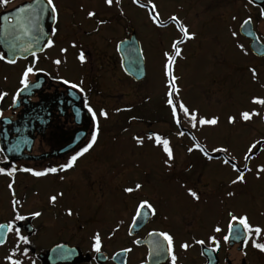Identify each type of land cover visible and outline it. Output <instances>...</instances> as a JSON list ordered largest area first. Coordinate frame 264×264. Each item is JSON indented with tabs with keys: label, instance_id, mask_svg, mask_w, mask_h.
I'll return each mask as SVG.
<instances>
[{
	"label": "rangeland",
	"instance_id": "374dc122",
	"mask_svg": "<svg viewBox=\"0 0 264 264\" xmlns=\"http://www.w3.org/2000/svg\"><path fill=\"white\" fill-rule=\"evenodd\" d=\"M61 1L67 4L73 2ZM213 1L152 0L157 5L159 24L150 19L148 8H141L132 0L127 4L121 0L117 5L113 1L111 6L106 5L104 0H96L95 4H91L95 9L93 12L98 16L96 22L101 36L98 44L102 50L106 48L114 53L115 42L133 33L140 44L146 75L141 82L130 79L126 83L117 81L112 90L113 99L102 95V103L105 105L114 108L129 105L130 111L128 116L119 122H113L109 118L102 119L101 140L107 141L105 147L96 160L95 151L98 149L93 150L68 176V182H71L73 177H78L83 182L72 184L70 190L65 189V183L54 175L37 183L41 192L38 196V206L42 208L45 205L47 209L44 213L45 220L40 224L42 228L39 236L36 238L38 247L48 246L56 239H65L75 232L62 218L66 220L70 217L71 220L75 210H83L90 198L98 203L103 200L104 195V200H114L112 208L114 207L116 215L111 217V221L115 217L125 219L129 211L130 197L129 193L121 189L123 182L127 185L128 178L137 175L141 178L144 172L153 185L157 174H171L190 163L189 172H193V165L212 187H216L219 180L217 174L226 177L225 182L230 188L242 186L245 193V214L249 223L264 229V172L260 173L259 178L256 176L257 166L264 165V143L247 153L253 142L264 140V106L251 102L253 96L264 98V64L248 63L252 57L247 50L245 39L238 31L243 13L241 8L230 3L227 10H224L221 5L216 8L217 5L212 4ZM140 2L147 3V0ZM116 10H120L122 14L118 15ZM224 12L227 14L223 15ZM173 15L188 27L190 33H195L194 39L183 40L179 25L170 20ZM174 42H177L180 49L179 55L173 51ZM165 53L173 57L171 75L175 76L174 84L179 89L177 98L207 118L218 117L217 125L190 129V125L186 123L185 128L181 129L172 121L166 103L170 77L166 73L165 65L169 61ZM56 55L57 52L53 51V56ZM65 65L66 70L62 75H70L78 69L76 64ZM252 69L256 71L255 79ZM59 71H62L61 67ZM119 75L124 76L120 70ZM245 110H255L260 115L243 121L239 113ZM121 113L123 114H118L121 116ZM230 115L236 117L234 124L228 123L227 118ZM123 122L127 124L124 125ZM121 126L128 131H118ZM143 130H154L162 139L169 140L174 154L171 167L163 163L167 156L162 145L148 140L142 133ZM178 131H185V135H177ZM134 135L144 136L142 146L137 145L133 139ZM192 135L196 136L195 141ZM196 143L205 147L213 158L207 159L199 149L193 147ZM189 147H193L191 153L187 151ZM221 147L227 148L228 151H212ZM225 159L229 160L228 164L223 163ZM232 164L241 171H244L245 166L251 169L250 172H245L243 183H231L239 174L233 170ZM174 166H177L176 170L173 169ZM157 187L169 190L168 193L162 194L164 201L158 206L162 213L174 214L182 211V206L185 205L182 199L186 195L187 186L175 181L173 187L168 184ZM114 188L115 193L112 191ZM107 191L113 193L108 194ZM60 193L62 195H59ZM53 195L57 197L55 202L49 199ZM69 210L71 215L68 214ZM100 210L101 216H109L111 206L107 204L106 208L101 207ZM122 223L124 224V221ZM123 230L121 225L117 228L112 225L85 226L78 231L82 238L79 243L84 250H88L92 243L91 238L96 232L100 234L101 240L105 241L113 234L119 235ZM71 240L76 242L78 237L75 235ZM1 260L3 261V258ZM23 262L37 264L31 257Z\"/></svg>",
	"mask_w": 264,
	"mask_h": 264
},
{
	"label": "flooded vegetation",
	"instance_id": "af4514ba",
	"mask_svg": "<svg viewBox=\"0 0 264 264\" xmlns=\"http://www.w3.org/2000/svg\"><path fill=\"white\" fill-rule=\"evenodd\" d=\"M32 1L46 3V0H9L7 5L0 7V20L1 16L9 10ZM113 1L117 5L116 0ZM124 1L126 4L129 2V0ZM54 2L58 9V19L53 20L48 12L43 13L46 34L41 46L37 45L38 51H36L38 59L35 61V66L43 69V71L30 76V80L39 86L30 87L27 91L17 95L16 104H13V96L16 94V90L21 87L19 84L21 70L33 61V57L31 54L25 58L17 57L13 59L16 61L15 64L0 60V92L7 93L3 99H0V167L15 166L17 168H32L35 171H43L50 167L58 169L55 173H48L40 177L23 171H17L11 177L0 174V223H6L13 216L11 204L13 195L21 201V214L26 217L24 221L18 222V225L21 228V233L28 236L30 243L20 244V251L15 252L14 258H21L23 261L29 260V257L35 259L37 253L46 252L57 243L76 245L84 255L93 257L96 251L92 246L88 250L81 247L79 241L82 238L78 231L85 226L112 225L113 228H117L121 225L124 230L119 235L111 236L105 241L101 240L103 243H101L100 251L105 252L109 257L105 264H114L111 257L114 253L124 249H131V251H126L125 264H172L169 254L166 259L165 255L163 257V253L166 254V251H162L158 255L155 250L156 244L143 242L150 234L160 231H168L174 237L173 254L177 257L176 264H264V252L254 248L251 243L252 239L258 243H264V229L261 228V235L258 237L253 233L246 244L243 242L242 236L239 241L235 240L234 237L230 238L228 243H224L222 240L223 235L228 232L230 219L228 213L245 214L243 187L230 188L225 182L226 177L221 174H217L216 177L219 180L216 187H212L210 182L204 179L200 170L193 168V165L191 167L193 172H189L191 163L180 171H174L171 174H157L156 178L153 179L155 181L153 185L150 184L146 177L147 173L144 172H142L141 178L138 175L128 178L127 185L123 182L122 189L134 187L136 183L142 185L136 194H134L135 191L129 193V211L125 219L115 217L111 221V217L116 215L114 207L112 208L114 200L110 202L107 199L104 200V195L103 200H99L98 203L90 198L83 206V210H75L71 220L70 217H67L66 220L62 218V221L67 223L70 228L75 229V232L70 233L65 239H56L48 246H37L36 238L42 228L40 224L42 220H45L44 213L47 212L45 205L42 208L38 206V196L41 192L37 183L41 179L50 178L54 175L65 183V189L70 190L72 184L83 182L78 177H73L72 181L68 182V176L77 164L85 160L93 150L98 149L95 151L94 160H96L97 155L107 143V141L101 140L102 119L104 117L99 116V109L104 108L109 114L108 118L113 122L122 121L130 111L129 105L114 108L102 103L103 96H107V99H113L112 90L113 86L116 87L117 81L126 83L130 79L122 71L120 58L116 51L117 43L128 38L130 33L115 42L114 53L107 51L106 48L102 50L98 44L101 41L98 23L96 22L98 16H87L89 11L95 10L91 4H95L96 0H73L74 4L73 2L67 4L61 0H54ZM230 3L240 7L243 12L240 24L250 18L247 25H251L257 41L264 46V15H261V12L264 11V0H251V2L250 0H214L212 2V4L217 5L216 8L221 5L220 7H223L224 10ZM116 12L118 15L122 14L120 10H116ZM224 14L227 13L224 12ZM54 29L55 34H53ZM48 38L54 40L53 46L43 47ZM244 39L247 50L252 57L248 63L264 64V53L261 56L255 55L249 47L251 40ZM73 43L76 47H72ZM42 47L43 51H41ZM61 48H65L67 51L61 52ZM81 50L85 54V62L83 63L77 58ZM53 51L57 52L56 56H53ZM0 55H5L1 47ZM56 59L61 60L59 65L54 63ZM65 64H76L78 69L70 75H62L66 70ZM60 67L62 68L61 72L59 71ZM118 69L124 75L123 78L118 76ZM64 80H68L70 83L65 84ZM73 83L79 84L84 91L80 92L78 88H72L71 84ZM85 100L97 112L96 122L93 121L91 113L88 112ZM117 108L122 109L120 111L123 112L121 116L116 111ZM96 123L99 125V133L93 147L78 157L73 167L63 171L59 170V165L66 163L71 156L86 146L95 130ZM126 124L124 123V125ZM122 126L119 127L118 131L121 129L128 131ZM146 132L143 130L142 133ZM5 156L8 158L6 161L3 159ZM173 169L176 170L177 166H174ZM175 181L196 191L199 199L193 198L186 191V195L182 199L185 203L182 206V211L164 214L158 206L164 201L162 194L168 193L169 190H162L157 186L168 184V186L172 185L173 187ZM9 183L13 185L11 190L8 188ZM89 184L91 185V182ZM90 191L91 189L89 194ZM112 191L114 192L115 188ZM230 191L234 193L231 197L227 195ZM107 193L111 194L108 191ZM145 199L152 204L155 214H151L149 210V218L140 229L131 235L128 230L136 215L135 209L139 201ZM107 204L111 206L110 215L101 216L100 208H106ZM33 211H38L41 215L38 217L29 215ZM217 225L221 227V233L213 232V228ZM253 227L255 226L253 225ZM75 235L78 237L76 242L71 240ZM209 235H216L217 239L220 240L218 249L207 240ZM197 239H204L205 244L194 243ZM5 241L4 244L0 245V264H9L5 257L12 254V250L16 246V238L12 233L6 234ZM185 241L191 245L187 250L180 247ZM25 247L28 248V253L26 257H21L20 252ZM163 248L165 247L163 246ZM149 258H151V262H149ZM36 263L41 264L39 261ZM74 264L96 263L91 258L87 262L76 261Z\"/></svg>",
	"mask_w": 264,
	"mask_h": 264
},
{
	"label": "snow or ice",
	"instance_id": "6c2138e0",
	"mask_svg": "<svg viewBox=\"0 0 264 264\" xmlns=\"http://www.w3.org/2000/svg\"><path fill=\"white\" fill-rule=\"evenodd\" d=\"M104 2L108 6H111L113 4V0H104ZM250 2H251V0H250ZM8 3H9V0H0V7L5 6ZM116 3L119 4L120 0H116ZM133 3L138 4V6L141 8H148L149 9L148 15H149L150 19L153 21V23L159 24V12H157V10H156L157 5L155 3H153L152 0H147V3H141L140 0H133ZM26 7L31 8L32 6L28 5ZM25 10H26L25 8L18 9L19 12H24ZM44 12H48V14L52 17L53 20L58 19V9H57V5L54 2V0H46V3H39V13L37 14V16H39L40 14H43ZM94 15H95V13L92 11H89L87 13L88 17H93ZM261 15H264V11L261 12ZM170 20L176 22L179 25L180 31L183 34V40H189V39L195 38V33L194 32L190 33L188 30V27L186 25H184L183 23H181L175 15L171 16ZM249 21H250V18H249V20L245 21V24H247ZM101 23H103V21H101ZM33 27H36V25L33 24ZM26 34H27V31H26ZM53 34H55V29L53 30ZM39 38L40 37L38 36L37 39L34 41V43H38ZM180 42H182V41H180ZM53 44H54V40L51 38H48V39H46V43L44 44L43 47H52ZM12 47H15V46H12ZM32 47H33V44L30 43V44H28L27 48L24 49V51L27 52ZM43 47L41 48V51H43ZM72 47H76L75 43L72 44ZM60 51L66 52L67 49L61 48ZM173 51L177 55L180 54V49L177 47V42H174V44H173ZM164 55L168 58V61H169V63H167L165 65V68H166V73L170 77L169 92L166 94V96H167L166 103L169 106L171 119L175 123V125L181 129L185 128L186 123L188 125H190V129H197V128H201L203 126H208V125H212V126L217 125L218 117L213 116L211 118H207L205 115L199 114L197 109L190 108L189 106H186L183 101H181L177 98L179 89L176 88L175 84H174V81L176 79L175 76L171 75V67H172L171 62L173 60V57L170 56L168 53H165ZM31 56L33 57V61L29 62V64L25 65L21 70L20 78H19V84L21 85V87L16 90V94L13 96V104L17 103L16 96L19 95L21 91H27L30 87H38L39 86L37 83H34L32 80H30V76H34L35 73L41 72V71H43V69L37 68L35 66V61L38 59L37 52L32 51ZM77 58L81 63L85 62V54H84L83 50H81L79 52ZM0 60H6V62L9 64H15L16 63V61L13 59H7L6 55H0ZM54 63L59 65L61 63V60L56 59L54 61ZM251 71H252L253 79H255L256 71H255V69H252ZM63 82L65 84L70 83V81H68V80H64ZM71 87L72 88H78L80 92L84 91V89L82 87H80L79 84L73 83V84H71ZM6 95H7V93L0 92V99H3V97H5ZM251 102L253 104L264 106V98H259V97L253 96L251 98ZM85 106L88 108V112L91 113L93 121L96 122L97 121V112L94 111L93 108L87 104L86 100H85ZM121 110L122 109H120V108L116 109L117 112H120ZM108 115H109L108 112L104 108L99 109V116L104 117V118H108ZM255 115H260V113L255 111V110H245V111H241L239 113V117L243 121H249ZM262 118H264V117H262ZM227 120H228L229 124H234L236 122V117L230 115V116H228ZM190 129H187V130L190 131ZM98 133H99V125H98V123H96L95 130L92 132L91 138L88 141V143L86 144V146L81 148L80 151L76 152L75 155L71 156V158L66 163L59 165V170L63 171V170H66V169L73 167L77 158L82 156L83 154L87 153L89 151V149H91L93 147V145L96 143ZM177 135L184 136L185 131H178ZM133 139L136 141L137 145L142 146L144 143V137H142V136L135 135V136H133ZM147 139L150 141H154L157 145H162L163 151L167 156V158L163 161V163L166 166L171 167L172 161L174 160V154H173L172 148L170 147L169 140L166 138L162 139L161 136L155 132L148 134ZM192 139L195 141L196 136L192 135ZM261 143H264V140H256L255 142H253L248 147L247 153H251L253 151V149L256 148L258 145H260ZM193 147L199 149L207 159L211 160L213 158L212 156L209 155L207 149L205 147H203L202 145H200L199 143L194 144ZM193 147H189L187 149V151L189 153H191L193 151ZM212 151L213 152H225L226 153L228 151V149L221 147V148H214ZM247 153L245 154L246 159L248 158ZM3 159L6 161L8 158L5 156V157H3ZM223 163L228 164L229 160L225 159L223 161ZM231 166H232L234 171L239 172V174L236 176V178L234 180L231 181V183L232 184H236L237 182L243 183L245 180V172H250L251 169L247 168V166H245L244 171H241L239 168H237V166L235 164H232ZM57 170L58 169L56 167H50V168L44 169L43 171H35L32 168H17L15 166H13V167H0V174L7 175V176L11 177L14 175L15 172L23 171V172L31 173L34 176L40 177V176H44L48 173H55V172H57ZM261 172H264V165L257 166V169H256L257 178H259V175ZM61 179H63V177H61ZM141 187H142V185L140 183H136L134 187L124 188V192L132 193L134 191L141 189ZM8 188L10 190L13 188L12 183L8 184ZM187 191L193 198H195L197 200L199 199V196H198L196 191H194L191 188H188ZM59 195H62V193H60ZM227 195L229 197H231L234 195V193L230 191L227 193ZM49 199H50V201L55 202L57 197L55 195H53ZM11 204H12L13 216L6 223H0V232L12 233L16 238V246L13 248L12 254L6 256L5 259L7 261H9V264H24L23 259L14 258V254L17 251H20V248H19L20 244L30 243L28 236L23 235L21 233V228L18 225V222L24 221L26 219V217L23 214H21V210H22L21 201L17 200L14 195H13V199H12ZM144 209H148V210H150L151 214H155V209L153 208L152 204L149 203L148 200L145 199V200L139 201V203L135 209L136 216L143 214ZM68 214L71 215L70 210H69ZM29 215H31L33 217H38L41 215V213L38 211H33V212L29 213ZM228 216L230 218L229 224H228V232L226 234H224L222 237V240L224 243H228L230 238H233V237L235 238V240L239 241L241 239V236H242L243 242L246 244L253 233H255V235L257 237L261 235V231H262L261 227H259V226L253 227L249 223L246 214H239L238 215V214H233L232 212H229ZM134 219H135V217H134ZM213 232L214 233H221L222 229L219 225H217L213 228ZM152 234L158 236L160 238V240H162L164 242V244L166 245V248H163V246L160 244V242L157 241L156 245H155L156 253L159 255L162 251H166L171 256L172 264H176L177 257L173 254V244H174L173 235H171L168 231H160L158 233L154 232ZM207 240L210 241L211 245L214 246L216 249H218L220 247V240L217 239L216 235H209L207 237ZM5 242L6 241L3 238H0V245L4 244ZM134 243H135V241H134ZM194 243L203 245V244H205V240L204 239H197L194 241ZM251 243H252V246L254 248L258 249L261 252H264V243H258L255 239H252ZM91 246L96 252H100V250H101V236L99 233H96L93 235ZM190 246L191 245L187 241H185L184 243H182L180 245V247L184 250H187ZM124 251H131V249H124ZM27 253H28V248H26V247L23 248V250L20 252L21 257H26Z\"/></svg>",
	"mask_w": 264,
	"mask_h": 264
},
{
	"label": "water",
	"instance_id": "95a60500",
	"mask_svg": "<svg viewBox=\"0 0 264 264\" xmlns=\"http://www.w3.org/2000/svg\"><path fill=\"white\" fill-rule=\"evenodd\" d=\"M31 5V8L26 6ZM25 8L24 12H19L18 9ZM39 13V3L32 1L20 5L1 17L0 21V46L5 52L7 59H15L17 57H26L32 51H36L35 46L40 45L45 37L43 14ZM33 24L36 27H33ZM46 26V24H45ZM27 31V34H26ZM239 33L246 38H250L251 42L249 47L251 51L261 56L264 53V46L261 45L252 31L251 25L243 24L239 28ZM40 37L38 43H34L37 37ZM32 43L33 47L29 51H24L28 44ZM15 46V47H12ZM117 52L121 61V68L124 73L130 76L134 81H141L146 75L144 59L141 53L140 45L135 35L132 34L128 39H124L117 44ZM20 93H23L21 91ZM149 218V210L144 209L143 214L135 216L129 228V234H134L140 229L145 221ZM28 229V226L26 227ZM7 232H0V238L5 240ZM30 233V232H29ZM158 233V232H157ZM159 241L161 245L166 248V245L156 235L150 234L143 242L154 243ZM168 257V253H163ZM42 264H74L77 260L86 262L90 257H84L81 250L77 246H70L65 243H58L49 248L45 253L41 252L36 255ZM112 261L116 264H125V251H120L112 256ZM94 260L98 264H103L108 261L106 253L100 251L94 255ZM151 262V258H149Z\"/></svg>",
	"mask_w": 264,
	"mask_h": 264
}]
</instances>
